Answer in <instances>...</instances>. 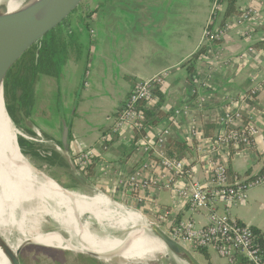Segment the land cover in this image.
Wrapping results in <instances>:
<instances>
[{
    "label": "crops",
    "instance_id": "crops-1",
    "mask_svg": "<svg viewBox=\"0 0 264 264\" xmlns=\"http://www.w3.org/2000/svg\"><path fill=\"white\" fill-rule=\"evenodd\" d=\"M83 2L84 10L72 13L52 33L53 39L63 42L66 57L58 78H36L33 105L26 114L36 133L20 127L26 136L33 137L30 140L41 149L44 160L53 159V165H45L57 169V176L78 182L72 161L90 151L93 175H81L95 188L91 193L99 192L152 219L157 210L165 209L168 222L190 219L204 225L206 213L192 212L173 193L183 182L174 181L166 189L163 184L169 176L143 146L154 145L158 133L167 129L165 149L173 141L186 143L188 157L181 161L189 167V179L200 184L209 181L213 163L226 165L233 174L232 183L261 173L264 93L252 96L250 91L264 78V0H237L240 12L253 8L258 19L240 25L238 16L228 21L230 30L219 43L209 46L191 74L183 64L202 43L210 0ZM164 73L167 76L156 87L152 102L163 114L156 126L146 128L138 142L132 127L116 132V113L136 84ZM179 111L181 114L174 117ZM228 111L241 116V122L233 127L247 122L257 129L251 148L226 150L212 142L222 128L220 119ZM62 119L69 123L68 154L60 143ZM193 131L199 136L193 138ZM136 172H140V179L129 184L128 177ZM214 209L227 212L264 236V187L248 191L244 202L228 208L220 202ZM206 253L208 261L201 256L199 264H227L214 253Z\"/></svg>",
    "mask_w": 264,
    "mask_h": 264
},
{
    "label": "bare ground",
    "instance_id": "bare-ground-1",
    "mask_svg": "<svg viewBox=\"0 0 264 264\" xmlns=\"http://www.w3.org/2000/svg\"><path fill=\"white\" fill-rule=\"evenodd\" d=\"M6 1L13 11L16 4L12 0H0V4ZM17 134L5 114L0 90V264H14L17 249L27 241L100 257L123 253L121 259L126 261H143L163 253L176 264H187L152 235L154 227L137 211L117 207L100 193L90 198L65 191L35 171L18 151ZM43 217L51 218L57 229L41 233ZM92 220L102 233L108 232L106 236L92 234ZM10 229L20 235L14 246L8 243Z\"/></svg>",
    "mask_w": 264,
    "mask_h": 264
},
{
    "label": "built area",
    "instance_id": "built-area-1",
    "mask_svg": "<svg viewBox=\"0 0 264 264\" xmlns=\"http://www.w3.org/2000/svg\"><path fill=\"white\" fill-rule=\"evenodd\" d=\"M225 4L222 0H212L210 4V16L206 22L202 43L208 40H221L230 30L228 23L223 27L210 30L216 20L223 12ZM237 24H242L248 20H257L258 11L253 8L244 9L237 17ZM167 73L157 75L147 80L140 81L130 92L124 104L117 112L115 118V131L120 132L123 128L129 126L140 127L144 117L138 111V103L143 102L146 105L154 102L155 89L162 83V78ZM264 93V78L250 91L252 96ZM181 112H176L179 116ZM241 122V116L238 113L225 112L220 119L222 128L212 139V142L226 150L251 148L254 138L257 136V129L249 123H242L233 127V123ZM169 131L164 129L157 135L156 143L153 145L145 144L143 150L153 154L154 163L158 164L169 176L164 181L163 186L170 189L174 181L183 182V186L174 189V195L182 202L187 203L192 212L204 211L207 215L204 225H197L193 220L168 222V212L157 210L153 218V225L163 226L161 229L174 242L178 243L190 252L205 250L212 252L227 264H239L242 259L244 264H264V251L258 241L259 234L247 225L240 223L227 212L218 213L214 207L217 203L223 204L226 208L238 202H244L247 199V193L253 188L264 187V166L261 173L255 178L240 183H232L227 177V167L225 164L213 163L210 166L209 181L204 184L191 181L190 170L184 161L168 158L164 145L165 136ZM193 138L199 136L197 131L191 133ZM26 138V137H25ZM30 139V138H29ZM93 153L90 151L80 153L73 161L76 167L85 169L91 162ZM146 169V166L144 167ZM140 179V172H136L127 181L135 183Z\"/></svg>",
    "mask_w": 264,
    "mask_h": 264
},
{
    "label": "trees",
    "instance_id": "trees-1",
    "mask_svg": "<svg viewBox=\"0 0 264 264\" xmlns=\"http://www.w3.org/2000/svg\"><path fill=\"white\" fill-rule=\"evenodd\" d=\"M211 1L212 0H210V2ZM222 2L225 4V7L223 9V13L220 14L221 19L219 17L220 20H216L212 25H210V30L216 29V22L219 21L217 28L223 27L225 23L235 19L241 13L236 6L237 0H222ZM52 33L42 41L40 46L37 48L38 52H36V49H32L21 58V60L9 72L4 82L3 97L5 108L8 116L15 126L20 123L22 124L21 115L27 117V111L33 105V88L37 76L47 75L54 78H58L60 76L66 56L64 54V46L62 45L63 42L53 39ZM221 40H208L205 44L200 46L190 59L183 64V67L186 68V72L191 74L194 71L195 63L207 54L209 46L217 44ZM137 109L144 117V120L143 122H140L139 128H134L135 142L140 141L144 137L146 128L156 126L157 122L163 117L162 112L159 111L153 103L146 105L145 103L140 102L138 103ZM246 123L247 122L244 124ZM213 129L214 127L208 128V130L211 131H213ZM205 137L207 138V135H205ZM209 137H212V133L209 134ZM17 143L23 156L29 157L30 155L34 158L40 159L48 165H53V159L51 160L48 158V160H44L40 156L39 153L41 149L37 145L24 141L21 138L17 140ZM165 151L168 158L181 161L188 157L189 147L186 143L173 141L167 146ZM231 152L229 154L230 156H232ZM53 157L54 156H52V158ZM76 168L81 173H86L88 176L93 175L94 165L92 164V160L85 169H81L79 167ZM187 168L189 169L188 166ZM232 175L233 174H231L227 168V177L229 181L232 179ZM176 221H178V219ZM254 233L261 236L258 243L264 251V236L258 233V231H254ZM194 254H199L200 256H203L206 261H208V254L205 250H198L194 252ZM162 263H164V261ZM239 264H244V261L240 259Z\"/></svg>",
    "mask_w": 264,
    "mask_h": 264
},
{
    "label": "water",
    "instance_id": "water-1",
    "mask_svg": "<svg viewBox=\"0 0 264 264\" xmlns=\"http://www.w3.org/2000/svg\"><path fill=\"white\" fill-rule=\"evenodd\" d=\"M16 7L10 11L8 1L0 4V90L3 99V86L12 68L21 60V58L32 49L40 46L42 41L47 38L54 30H56L62 23L76 10L83 0H12ZM4 103V100H3ZM5 114L15 127L10 117L8 116L4 104ZM22 125L31 133H36L34 125L27 117L21 115ZM61 125V146L65 153H69V123L62 119ZM24 138V137H23ZM16 144L20 152L17 138ZM22 155V153L20 152ZM23 156V155H22ZM24 157V156H23ZM31 165V164H30ZM32 166V165H31ZM33 167V166H32ZM72 168L74 178L82 185L95 190V188L82 178L81 172L76 168L72 161ZM62 188V187H61ZM63 189V188H62ZM65 190V189H63ZM67 191V190H65ZM70 192V191H69ZM79 194L76 192H71ZM99 193V192H98ZM82 195V194H81ZM84 195V194H83ZM92 196H87L93 198ZM108 198V197H107ZM110 200V199H109ZM111 201V200H110ZM112 202V201H111ZM115 206L121 207L125 210L135 212L127 205H121L117 202H112ZM151 224V223H149ZM151 233L156 236L162 245L169 251L182 259L187 264H199L194 255L178 243L174 242L159 226L151 224ZM33 244L29 241L22 244ZM20 246L15 253L14 264H20L18 256L21 252ZM73 252V251H71ZM84 254L98 260H111L114 257L122 258L123 253H118L108 257H100L93 253L87 252H73ZM165 259L170 260L168 255H164Z\"/></svg>",
    "mask_w": 264,
    "mask_h": 264
},
{
    "label": "rangeland",
    "instance_id": "rangeland-1",
    "mask_svg": "<svg viewBox=\"0 0 264 264\" xmlns=\"http://www.w3.org/2000/svg\"><path fill=\"white\" fill-rule=\"evenodd\" d=\"M83 1L76 8V10L73 13L78 12L79 10H84L83 9V3H84ZM3 100H4V97H3ZM116 115H117V113H116ZM20 126H22L21 123L19 125L15 126V129L17 130V132L20 133V134H17V136H16L17 140L19 138H21L24 141L31 142V140H29V138L33 139V137L31 138V137L26 136L27 134L24 133V130ZM24 157L33 166V167L32 166L31 167L35 171H37L41 175L47 177L51 181L56 182L63 189L70 191V192H76L79 194H84L87 196H89V195L92 196L94 194V193H91L92 192L91 189H86L80 183L71 179V177L70 178H64V177L57 176L58 175L57 169L54 170V169L46 167L45 163L43 161H41L40 159L34 158L30 155H29V157H26V156H24ZM103 196L105 198H107L105 195H103ZM107 199L109 200V198H107ZM111 201L114 202L113 200H111ZM118 204H121V203H118ZM121 205H124V204H121ZM131 208L135 212L137 211L136 213H140L148 223L153 224V219L151 217H148L147 215L141 213V211L135 210L133 207H131ZM16 218H18V215ZM83 220L87 221L88 220L87 216H84ZM57 227L58 226L52 221L51 218L43 217V219H41V223H40V232L41 233L53 232L57 229ZM160 227L162 229H164L163 226H160ZM89 230L92 232V234H95V235L100 236V237L104 236V235L106 236L108 233V232H106L105 234L102 233L99 229V226L93 220L90 221ZM9 231H12V232H10V234L8 236V243L10 246H14L17 244V241L20 239V235L15 229H10ZM110 232L114 233V231H110ZM191 253L194 255V257L196 258V260L199 263H202V258L199 254H194L193 252H191ZM14 259H15V257H14ZM18 259L20 261V264H161L163 261H165V262L162 264H176L175 262H173L171 260L165 259L163 253L154 254L153 256H150L143 261H126V260L118 258V257H114L111 260L104 261V260H98V259L93 258V257H89V256L84 255V254L73 253V252L68 251V250L46 248V247H43L40 245H35V244H27V245L22 246V249H21V252L18 256Z\"/></svg>",
    "mask_w": 264,
    "mask_h": 264
},
{
    "label": "flooded vegetation",
    "instance_id": "flooded-vegetation-1",
    "mask_svg": "<svg viewBox=\"0 0 264 264\" xmlns=\"http://www.w3.org/2000/svg\"><path fill=\"white\" fill-rule=\"evenodd\" d=\"M30 140V139H29Z\"/></svg>",
    "mask_w": 264,
    "mask_h": 264
}]
</instances>
